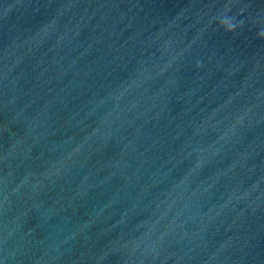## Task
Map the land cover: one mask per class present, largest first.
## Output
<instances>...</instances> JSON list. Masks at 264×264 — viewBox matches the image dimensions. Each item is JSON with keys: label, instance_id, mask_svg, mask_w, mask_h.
<instances>
[{"label": "water", "instance_id": "1", "mask_svg": "<svg viewBox=\"0 0 264 264\" xmlns=\"http://www.w3.org/2000/svg\"><path fill=\"white\" fill-rule=\"evenodd\" d=\"M262 27L264 0H0V264H264Z\"/></svg>", "mask_w": 264, "mask_h": 264}, {"label": "clouds", "instance_id": "2", "mask_svg": "<svg viewBox=\"0 0 264 264\" xmlns=\"http://www.w3.org/2000/svg\"><path fill=\"white\" fill-rule=\"evenodd\" d=\"M228 4H231L230 2ZM230 12V8H224L221 13H218L217 19L219 21V27L227 33H234L238 27L243 26V21H236L235 17L227 15ZM258 35L264 38V27L260 29Z\"/></svg>", "mask_w": 264, "mask_h": 264}]
</instances>
